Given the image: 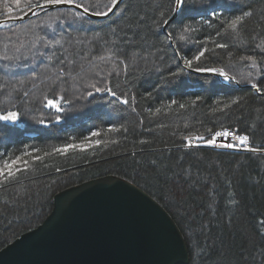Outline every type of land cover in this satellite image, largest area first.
I'll return each mask as SVG.
<instances>
[{"label": "trees", "instance_id": "16d2710c", "mask_svg": "<svg viewBox=\"0 0 264 264\" xmlns=\"http://www.w3.org/2000/svg\"><path fill=\"white\" fill-rule=\"evenodd\" d=\"M77 2L91 6V12L106 10L108 0ZM33 3L0 0V19L20 16ZM190 3L196 11L176 17L165 31L155 21L169 0H122L99 21L59 8L0 27V114L11 110L20 116L8 125L14 131L0 130V168L17 156L27 161L13 179L0 180V249L42 222L55 193L111 174L164 207L184 237L189 264H264L259 224L264 219V152L216 149L198 140L189 145L196 136L210 139L215 131L233 129L248 134L252 147H264V93L245 82L235 86L196 74L176 55L178 48L185 58L207 48L200 67L224 68L241 81L264 84L258 70L264 68L259 63L264 53L257 47L264 44V0ZM245 10L256 15L238 32L216 35L222 20ZM188 24L195 31L186 34L187 40L170 43L168 32L178 33ZM213 41L227 47L217 48ZM248 56L255 57L258 68L242 59ZM172 72L182 75L172 77ZM165 79L170 82L164 84ZM92 84L111 88L129 104L96 92ZM47 99L61 101L65 111L44 107ZM56 115L63 116L58 123ZM40 119L48 126L36 123ZM65 145L82 147L54 151ZM230 192L239 194L238 206L229 203Z\"/></svg>", "mask_w": 264, "mask_h": 264}, {"label": "water", "instance_id": "95a60500", "mask_svg": "<svg viewBox=\"0 0 264 264\" xmlns=\"http://www.w3.org/2000/svg\"><path fill=\"white\" fill-rule=\"evenodd\" d=\"M59 8L95 21L112 14L49 6L36 9V14L0 19V27ZM191 71L233 82L215 72ZM0 264H189V252L177 224L158 201L127 179L109 174L55 193L42 222L0 249Z\"/></svg>", "mask_w": 264, "mask_h": 264}, {"label": "snow or ice", "instance_id": "6c2138e0", "mask_svg": "<svg viewBox=\"0 0 264 264\" xmlns=\"http://www.w3.org/2000/svg\"><path fill=\"white\" fill-rule=\"evenodd\" d=\"M121 2H122V0H108V3L105 5L106 10H104V11L92 10L90 12L91 6H88V5H85L82 3H78L77 0H42V2H41V0H36V3L28 5V12L36 14L35 13L36 9L47 8L49 6L68 5V6L76 8V9H82V11L85 14L90 13L91 15L107 16L110 13H113L116 10V8L119 7ZM16 3L19 4L20 0H16ZM169 5L170 6L167 9V11H162L160 13V19L155 21L157 29H159L160 27H163L165 25H170L172 23V21L174 19H176V17L190 16V14L192 12L196 11L194 3H190V0H169ZM216 7L223 8L224 5L223 4H217ZM21 11L23 12V9H21ZM122 11H127V7H125V9H123ZM212 14L214 17L219 18V14L216 12L215 8L212 9ZM25 15H27V13H25ZM254 15H256L255 10H245V11H242L239 15H234L230 19L222 20L221 28H220V30L217 31L216 35L218 37H221V36L228 34L229 31L238 32L239 28L242 27L244 25V23L248 19L252 18ZM261 15H264V11L261 12ZM209 26L211 27L212 25L209 24ZM193 31H195V29H193V27L190 24L184 25L182 27V29L178 30V33L175 31L174 32H168L166 38L168 40H171V41H177V40L178 41H186L187 40L186 34L193 32ZM55 43L59 44L60 41L57 40V41H55ZM213 43H215V46L217 48H226L227 47V44L216 43L215 41H213ZM257 47L259 48L261 53H264V44L257 45ZM207 51H209V49L202 48L200 51H198L191 58H185L181 54V52L178 48L176 51V55L180 56V58L183 60L185 68L194 69L197 72H215V73L219 74L220 76H222L225 80H231L237 84H239L241 82H245V83L250 84L251 88L255 89L257 92L264 93V84L260 83L259 81H254L252 79H246L244 81H241V80L237 79L235 76H230L229 73L226 72L224 68H203V67H200L199 64L202 61V59L205 57V53ZM100 59H104V57H101ZM242 59H246V60L250 61L251 62V64L249 65L250 67L258 68V61L255 59V57L248 56V57H242ZM259 63L264 64V59H262ZM258 70L260 71L262 78H264V68H259ZM61 75H63L62 71H61ZM170 75L172 77H178V76L182 75V73L181 72H172ZM169 82L170 81L167 79H165L163 81L164 84H167ZM53 83H55V81H53ZM205 83H208V81H205ZM160 86L161 85H158L157 87H160ZM91 87H93L95 89V91L98 93L107 92L109 95L115 97V99L122 104H125V105L129 104V99L123 98L122 96L117 95V93L114 90H112L111 88H108L107 86L97 87L95 84H92ZM25 95H27V93H25ZM91 95H92V92H89L88 96H91ZM147 96H148V98H150L152 96V93L149 92L147 94ZM197 99H199V97H197ZM133 100H134V98H133ZM60 103H61V101H59V100L47 99L46 103H44V107L54 108L57 113H63L65 111V109L63 107L59 106ZM63 103L69 104L70 102L68 100H63ZM172 103H176V101H172ZM193 103H195V101H193ZM232 103L235 104V103H237V101L233 100ZM181 107H184V105H181ZM225 107H228V105H225ZM132 110L135 111V108L133 107ZM156 111L159 112L160 109H157ZM19 118H20V116H19V113L17 111H11L10 110V111L3 112L2 114H0V130H6L9 133H11L12 131H14V129L8 127V125H15L16 122L19 120ZM62 119H63L62 115H56L55 116V122H57V123L60 122ZM36 123L42 124L45 127L48 126V124H46L45 121L42 119L37 120ZM49 123H51V121H49ZM97 135H99V134L96 132L92 133V136H97ZM217 137H231L232 139L236 140L238 143L235 145L232 143L219 145V144H217V141H216ZM185 139L191 140L192 137H186ZM195 139L198 141H203L207 145L226 147L229 149L242 147L245 150L251 151V152L264 151V147L256 148V147H252L250 145V137L248 134L239 135L230 129H226V130H222V131H215L212 134V137L210 139H205L203 136H196ZM95 143L99 144L100 141L97 140V141H95ZM74 147H82V145H65L63 147L54 149V151L57 153H63V152H66L68 149L74 148ZM24 155H30V153H24ZM34 159L40 160V157L36 156V157H34ZM19 163H23L25 168L21 169L18 166ZM14 165H16L15 168H13ZM5 168L8 170L5 171ZM26 168H27V161H22L21 157H19V156H17L15 158V160L12 161V164H8L7 161H5L4 167L0 168V180H3V181L11 180L15 177V175L17 173L25 170ZM58 171H59V169H58ZM238 195H239L238 193L230 192L229 193V203L238 206L240 203V200L237 198ZM210 207H211V205H210ZM259 224L261 227H264V219H261L259 221ZM260 235L264 236V233H260Z\"/></svg>", "mask_w": 264, "mask_h": 264}, {"label": "built area", "instance_id": "2783aa9c", "mask_svg": "<svg viewBox=\"0 0 264 264\" xmlns=\"http://www.w3.org/2000/svg\"><path fill=\"white\" fill-rule=\"evenodd\" d=\"M226 130V129H225ZM231 130V129H230ZM218 131H222V130H218ZM233 132H235L234 130H232ZM236 133V132H235ZM212 137V135H211ZM216 141H217V144L219 145H223V144H227V143H232V144H237L238 142L234 139H232L231 137H217L216 138ZM209 146H212V145H209ZM212 147H217L219 149H229V148H226V147H220V146H212ZM229 150H235V151H247L245 150L244 148H232V149H229ZM251 152V151H250ZM261 152H264V151H261Z\"/></svg>", "mask_w": 264, "mask_h": 264}, {"label": "rangeland", "instance_id": "374dc122", "mask_svg": "<svg viewBox=\"0 0 264 264\" xmlns=\"http://www.w3.org/2000/svg\"><path fill=\"white\" fill-rule=\"evenodd\" d=\"M14 17H17V16H14ZM195 142H196V139H193L192 141L189 142V145H193V144H195Z\"/></svg>", "mask_w": 264, "mask_h": 264}, {"label": "bare ground", "instance_id": "6f19581e", "mask_svg": "<svg viewBox=\"0 0 264 264\" xmlns=\"http://www.w3.org/2000/svg\"><path fill=\"white\" fill-rule=\"evenodd\" d=\"M231 130H233V129H231ZM235 132H236V130H234ZM236 134H238L237 132H236ZM240 135V134H239ZM212 147V146H211ZM214 148V147H213ZM216 149H219V148H217V147H215Z\"/></svg>", "mask_w": 264, "mask_h": 264}]
</instances>
